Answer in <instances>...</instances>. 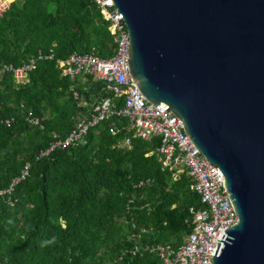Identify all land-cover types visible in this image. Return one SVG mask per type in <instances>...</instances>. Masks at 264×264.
I'll return each instance as SVG.
<instances>
[{
	"label": "trees",
	"instance_id": "obj_1",
	"mask_svg": "<svg viewBox=\"0 0 264 264\" xmlns=\"http://www.w3.org/2000/svg\"><path fill=\"white\" fill-rule=\"evenodd\" d=\"M108 28L93 0H16L0 17V68H22L51 51L56 60L93 53L110 59L116 47ZM29 81L20 85L13 75L0 80V191L30 166L13 196L16 206L0 200V264H160L154 255L126 254L135 245L128 242L126 205L134 199L129 218L148 231L143 243L178 248L194 230L190 209L203 207L190 176L175 181L163 169L161 137L133 138L124 147L125 130L117 136L111 130L127 126L125 118L109 117L85 142L37 159L55 135L68 139L88 117L83 98L92 103L112 95L89 78L90 86L77 84L78 100L56 62L39 63ZM114 104L119 108L122 100ZM29 111L42 119L43 129L28 123ZM13 118L11 126L2 124ZM147 178L151 186L136 187ZM9 218L13 225L6 224ZM52 236L57 243L41 248Z\"/></svg>",
	"mask_w": 264,
	"mask_h": 264
},
{
	"label": "water",
	"instance_id": "obj_2",
	"mask_svg": "<svg viewBox=\"0 0 264 264\" xmlns=\"http://www.w3.org/2000/svg\"><path fill=\"white\" fill-rule=\"evenodd\" d=\"M132 79L226 177L238 225L214 264H264V0H111Z\"/></svg>",
	"mask_w": 264,
	"mask_h": 264
},
{
	"label": "built area",
	"instance_id": "obj_3",
	"mask_svg": "<svg viewBox=\"0 0 264 264\" xmlns=\"http://www.w3.org/2000/svg\"><path fill=\"white\" fill-rule=\"evenodd\" d=\"M99 8L105 21L109 23V31L115 45V55L110 59H102L95 53L88 55L75 54L69 60H56L53 52L37 57L22 68L4 65L0 68V80L7 75H13L18 84L24 80L29 81L30 74L42 62H56L63 76L69 78L74 85L72 91L80 100L77 91L78 83L84 84L92 77L96 82L105 87V92L112 97L97 98L89 102L82 99L81 106L88 109V117L81 119L74 132L68 139L54 136L50 146L43 150L37 159L49 156L59 148H66L85 142L91 130L109 117L125 118L127 126L115 127L111 130L113 136L122 132L127 133L122 145L131 147L133 138L150 141L161 137L162 145L158 149L160 162L164 170L172 172L173 180H178L183 174L190 176L194 190L201 196L202 208L192 207V234L183 238L182 244L175 248L172 245L151 246L143 243L146 229H139L134 218H129L133 213L134 199L126 205L125 220L131 227L132 233L128 242H135L133 249L126 254L132 258H143L147 255L157 256L160 264H214L213 256L217 253L219 243L225 233L238 225L239 218L230 200L225 182L226 177L221 169L209 162L197 149L191 136L186 133V126L182 118L163 105L147 101L141 94L131 77L129 69L130 34L123 16L117 11L111 0H93ZM11 0H0V17H3L12 7ZM78 84V85H77ZM122 100V105L117 108L115 101ZM2 124L11 126L13 119H4ZM29 124L34 128L43 129L42 119L29 111L27 116ZM152 154V153H151ZM30 175V166L22 176L17 177L12 185L0 191V200H7L15 207L17 200L13 199L16 188ZM153 180H141L136 187L151 186ZM10 196V198H7Z\"/></svg>",
	"mask_w": 264,
	"mask_h": 264
},
{
	"label": "clouds",
	"instance_id": "obj_4",
	"mask_svg": "<svg viewBox=\"0 0 264 264\" xmlns=\"http://www.w3.org/2000/svg\"><path fill=\"white\" fill-rule=\"evenodd\" d=\"M6 224L8 225H13L14 224V220L9 218L7 219L6 221ZM31 229V226H29V230ZM57 243V237L56 236H52L50 239H45V240H42L40 242V247L41 248H45V247H48L50 245H54Z\"/></svg>",
	"mask_w": 264,
	"mask_h": 264
},
{
	"label": "rangeland",
	"instance_id": "obj_5",
	"mask_svg": "<svg viewBox=\"0 0 264 264\" xmlns=\"http://www.w3.org/2000/svg\"><path fill=\"white\" fill-rule=\"evenodd\" d=\"M90 78H92V77H90ZM28 83H29L28 80H24V81L21 82V85H27ZM92 83H93L92 81H88V82L84 83L83 86H84V87H88V86H90Z\"/></svg>",
	"mask_w": 264,
	"mask_h": 264
},
{
	"label": "crops",
	"instance_id": "obj_6",
	"mask_svg": "<svg viewBox=\"0 0 264 264\" xmlns=\"http://www.w3.org/2000/svg\"><path fill=\"white\" fill-rule=\"evenodd\" d=\"M13 1H16V0H13Z\"/></svg>",
	"mask_w": 264,
	"mask_h": 264
}]
</instances>
